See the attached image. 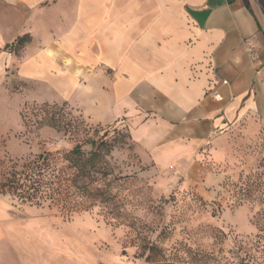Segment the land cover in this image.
Listing matches in <instances>:
<instances>
[{"label":"crops","instance_id":"0c3cea01","mask_svg":"<svg viewBox=\"0 0 264 264\" xmlns=\"http://www.w3.org/2000/svg\"><path fill=\"white\" fill-rule=\"evenodd\" d=\"M255 0H0V78L50 85L95 124L127 121L161 164L208 173L235 129L264 133ZM30 40L16 47V40ZM217 95V96H216ZM205 151L207 154L201 153ZM11 264V263H10ZM27 264V263H20Z\"/></svg>","mask_w":264,"mask_h":264},{"label":"rangeland","instance_id":"374dc122","mask_svg":"<svg viewBox=\"0 0 264 264\" xmlns=\"http://www.w3.org/2000/svg\"><path fill=\"white\" fill-rule=\"evenodd\" d=\"M255 1L264 18V0ZM131 134L129 122L95 124L50 85L6 70L0 182L39 154L57 159L36 202L0 190V264H264L263 131L249 143L235 129L225 160L203 159L205 174L164 166L170 157L158 164L154 144ZM99 140L107 147L86 165L99 172L85 180L91 192L59 193V170L73 169L59 156L75 145L89 156ZM97 185L104 198L92 191Z\"/></svg>","mask_w":264,"mask_h":264},{"label":"trees","instance_id":"16d2710c","mask_svg":"<svg viewBox=\"0 0 264 264\" xmlns=\"http://www.w3.org/2000/svg\"><path fill=\"white\" fill-rule=\"evenodd\" d=\"M28 37V35H24L18 38L15 42L16 47H20L25 42H28ZM47 124L60 128L52 118L48 119ZM90 143L91 145H96V150L89 156L84 155L80 145H75L70 151L59 156L62 161L67 162L64 169L73 168L72 172L69 173L66 170H59L55 181L60 189H58L59 193H68L71 187L77 188L82 193L91 192L90 185L92 184V180L90 182L85 180L99 172L97 170L91 171L86 169V165L94 162L100 156V149L107 147V143L104 140H99L97 144L95 141H90ZM55 158L57 159L54 154L42 153L33 160L21 164L20 169H11L10 172L2 176V181L0 182L1 192H7L24 201L36 202L43 188L51 184L44 182V172L49 169ZM101 174L102 176L106 175L104 172ZM96 181L93 180V182ZM92 191H94L95 195L101 196L100 198H104V192L100 189L99 185L92 188Z\"/></svg>","mask_w":264,"mask_h":264},{"label":"built area","instance_id":"2783aa9c","mask_svg":"<svg viewBox=\"0 0 264 264\" xmlns=\"http://www.w3.org/2000/svg\"><path fill=\"white\" fill-rule=\"evenodd\" d=\"M217 96V95H216Z\"/></svg>","mask_w":264,"mask_h":264}]
</instances>
